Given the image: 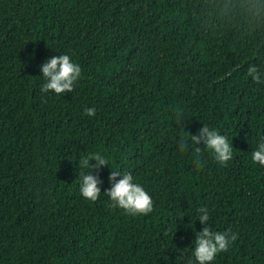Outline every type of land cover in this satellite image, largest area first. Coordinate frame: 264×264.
Instances as JSON below:
<instances>
[{"label":"trees","instance_id":"obj_1","mask_svg":"<svg viewBox=\"0 0 264 264\" xmlns=\"http://www.w3.org/2000/svg\"><path fill=\"white\" fill-rule=\"evenodd\" d=\"M253 2L0 0V264H188L197 208L236 234L211 264H264V166L251 160L264 136V7L253 14ZM65 52L78 81L42 91L41 64ZM204 123L228 137L226 164L203 139L185 142ZM91 152L111 161L88 170L95 201L78 190ZM113 169L144 185L150 213L111 204Z\"/></svg>","mask_w":264,"mask_h":264},{"label":"clouds","instance_id":"obj_2","mask_svg":"<svg viewBox=\"0 0 264 264\" xmlns=\"http://www.w3.org/2000/svg\"><path fill=\"white\" fill-rule=\"evenodd\" d=\"M249 11L255 14L261 7H264V0H257L249 4ZM43 75L42 91H51L55 94L65 93L73 88V82L78 81L81 74L80 65L72 59L68 53L53 55L41 64ZM248 75L252 80L259 82L261 80L260 72L255 65H250ZM95 108H85L84 112L89 115H95ZM191 140L192 145L199 143L203 139L205 148L211 153L215 161L224 165L233 157V147L229 143L228 137L221 134L215 127L204 123L199 129L198 135H190L184 138L185 142ZM193 154L196 160L200 159L201 148L194 147ZM89 159H94L95 164H89ZM251 160L261 166H264V136H261L256 142L255 148L251 152ZM106 163H111L110 159L102 152H91L84 155L80 160L81 172L79 176V193L88 201H95L101 193L99 181L88 171L90 168L99 167ZM120 175V179H115ZM109 180L113 181L111 187L105 190L111 204L115 207L125 210L131 215H142L150 213L153 209V198L143 184L134 180L129 171L114 170L109 175ZM202 213V214H201ZM196 215L203 227L199 232H195V237L191 241L190 255L188 264H211L215 256L226 250L236 239V234H228L222 231H216L210 228L208 221L210 218L209 210L197 208Z\"/></svg>","mask_w":264,"mask_h":264}]
</instances>
